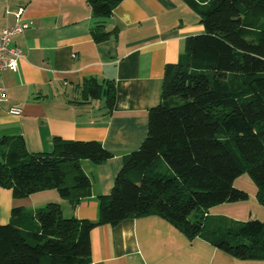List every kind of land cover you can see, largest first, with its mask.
<instances>
[{"label": "trees", "instance_id": "obj_1", "mask_svg": "<svg viewBox=\"0 0 264 264\" xmlns=\"http://www.w3.org/2000/svg\"><path fill=\"white\" fill-rule=\"evenodd\" d=\"M97 41L115 30L104 19L121 0H88ZM203 30L186 37L176 63L164 68L159 102L147 112L141 145L123 154L108 195L98 196V219L65 216L50 202L29 212L12 209L0 222V264H86L98 224L155 215L188 239L200 237L233 258H264V221L209 210L245 200L234 186L247 171L264 205V0H185ZM84 99L105 97L109 82L85 80ZM113 153L97 140L54 136L51 152H30L23 137L0 138V187L14 197L57 189L73 207L91 195L82 159L99 164Z\"/></svg>", "mask_w": 264, "mask_h": 264}, {"label": "crops", "instance_id": "obj_2", "mask_svg": "<svg viewBox=\"0 0 264 264\" xmlns=\"http://www.w3.org/2000/svg\"><path fill=\"white\" fill-rule=\"evenodd\" d=\"M20 8L30 27L12 41L24 57L0 76L8 92L0 103V138L21 136L30 152H51L54 136L97 140L113 156L99 164L81 160L91 195L76 207L57 189L17 198L0 187V222L8 223L15 207L34 212L50 202L60 203L65 216L97 220L98 196L110 193L123 154L146 137L165 66L177 62L186 37L203 30L199 15L185 0H121L103 23L115 34L97 41L88 0H0V33L17 22ZM88 79L113 84L111 108L104 96L81 100ZM90 240L86 264H264V258H233L200 237L188 239L155 215L98 224Z\"/></svg>", "mask_w": 264, "mask_h": 264}, {"label": "rangeland", "instance_id": "obj_3", "mask_svg": "<svg viewBox=\"0 0 264 264\" xmlns=\"http://www.w3.org/2000/svg\"><path fill=\"white\" fill-rule=\"evenodd\" d=\"M234 186L244 190L248 197L237 202H225L209 210L210 214H225L236 219H259L264 221V205L257 199V186L247 171H243L234 180Z\"/></svg>", "mask_w": 264, "mask_h": 264}, {"label": "built area", "instance_id": "obj_4", "mask_svg": "<svg viewBox=\"0 0 264 264\" xmlns=\"http://www.w3.org/2000/svg\"><path fill=\"white\" fill-rule=\"evenodd\" d=\"M17 22L13 25L2 29L0 33V76L3 71L9 69L17 64L20 58L24 57L23 51L12 44L13 38L24 32L30 27V22L23 18V9L20 8L16 12ZM8 97L6 87L0 83V103L5 101ZM13 113H18L19 109H10Z\"/></svg>", "mask_w": 264, "mask_h": 264}]
</instances>
